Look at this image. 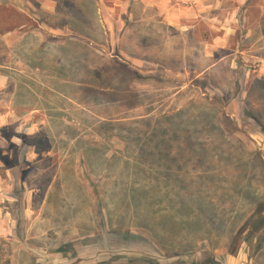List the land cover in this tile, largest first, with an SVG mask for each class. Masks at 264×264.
Instances as JSON below:
<instances>
[{"label":"rangeland","instance_id":"1","mask_svg":"<svg viewBox=\"0 0 264 264\" xmlns=\"http://www.w3.org/2000/svg\"><path fill=\"white\" fill-rule=\"evenodd\" d=\"M252 200L264 0H0V264H264Z\"/></svg>","mask_w":264,"mask_h":264},{"label":"trees","instance_id":"2","mask_svg":"<svg viewBox=\"0 0 264 264\" xmlns=\"http://www.w3.org/2000/svg\"><path fill=\"white\" fill-rule=\"evenodd\" d=\"M124 66V65H122ZM126 67V66H124ZM251 206H252V213L247 218V220L243 224L242 229L248 228V232L246 234L245 241H255V246L252 249L253 253L257 252L262 248L263 242H264V217L261 216L262 211V202H259L257 200H252ZM256 236V237H254ZM62 251V249H60ZM149 261V260H146ZM151 262V261H149ZM152 263V262H151Z\"/></svg>","mask_w":264,"mask_h":264},{"label":"crops","instance_id":"3","mask_svg":"<svg viewBox=\"0 0 264 264\" xmlns=\"http://www.w3.org/2000/svg\"><path fill=\"white\" fill-rule=\"evenodd\" d=\"M5 82L3 81V84H4ZM3 119V121H5V119L4 118H2Z\"/></svg>","mask_w":264,"mask_h":264}]
</instances>
